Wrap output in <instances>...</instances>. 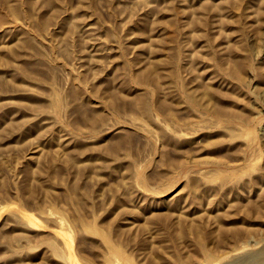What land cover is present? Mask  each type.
Wrapping results in <instances>:
<instances>
[{
	"label": "rangeland",
	"instance_id": "obj_1",
	"mask_svg": "<svg viewBox=\"0 0 264 264\" xmlns=\"http://www.w3.org/2000/svg\"><path fill=\"white\" fill-rule=\"evenodd\" d=\"M0 264H264V0H0Z\"/></svg>",
	"mask_w": 264,
	"mask_h": 264
}]
</instances>
